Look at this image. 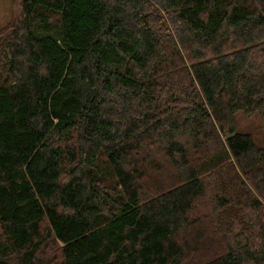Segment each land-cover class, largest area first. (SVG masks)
I'll use <instances>...</instances> for the list:
<instances>
[{"label":"trees","instance_id":"16d2710c","mask_svg":"<svg viewBox=\"0 0 264 264\" xmlns=\"http://www.w3.org/2000/svg\"><path fill=\"white\" fill-rule=\"evenodd\" d=\"M19 1L0 31V264H264V148L235 117L264 122V0Z\"/></svg>","mask_w":264,"mask_h":264},{"label":"rangeland","instance_id":"374dc122","mask_svg":"<svg viewBox=\"0 0 264 264\" xmlns=\"http://www.w3.org/2000/svg\"><path fill=\"white\" fill-rule=\"evenodd\" d=\"M19 2H20L19 0H0V31H2V29L7 28L9 24L12 23L19 14ZM51 19L53 20L54 23L59 24L58 12L54 13L53 16H51ZM235 117H236V132L250 134L253 137L255 144L261 148H264V122L259 117V115L252 114L251 116L250 115L247 116L242 111H238L235 113ZM247 186L248 188L253 190L249 185ZM240 201L241 198L238 197L232 203L240 202ZM196 214H200V216H202L203 218L205 217L207 219L206 221L211 219V215L205 203L198 205V211H196ZM249 214L251 216L256 215L255 213L252 212H250ZM239 215L244 216V213L240 212ZM222 217H223L222 220H225L226 223L228 219V215H223ZM201 221L202 220H200V222ZM240 222H243V225H240ZM251 224L254 225V218H251L250 227L245 221L239 219V224L234 223L232 227L226 229V232L228 233V235H231V237L235 236V234L240 232L244 233V231L247 234L249 233L256 234L258 231H255V228L252 227ZM224 226H226V224ZM245 229H249L250 232L246 231ZM207 233L211 235V233L209 232ZM42 236L44 242L42 246L39 248L37 255L39 256L40 260L42 259L48 262L57 261L59 259V254H60V243L53 238L52 234L49 232V230H47V228L43 229ZM242 236L245 237V234H242ZM217 247L219 246H216L215 248ZM209 251L210 250H208V253ZM200 256H204V255L200 254Z\"/></svg>","mask_w":264,"mask_h":264}]
</instances>
